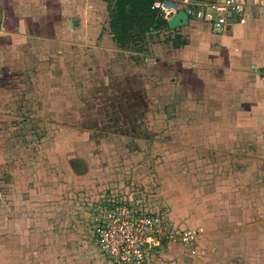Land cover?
<instances>
[{"label":"crops","instance_id":"obj_1","mask_svg":"<svg viewBox=\"0 0 264 264\" xmlns=\"http://www.w3.org/2000/svg\"><path fill=\"white\" fill-rule=\"evenodd\" d=\"M110 1L0 0V130L11 116L18 117L13 108H3L11 101L8 87L24 83L35 90L29 108L47 110L52 117L37 122L58 133L20 156L12 151L19 143H0V163L7 165L6 179L12 181L7 189L16 199L14 219H0V232H6L0 236V264H102L85 205L103 197L134 198L109 172L116 161L108 153L83 159L85 169L76 171L68 154L79 148L83 157L92 126L55 119L71 113L73 68L85 78L100 70L111 75L108 87L118 85L120 76L113 79L112 73L123 48L109 30ZM241 1L244 10L229 13L224 31L190 16L186 25L147 34L144 50L132 53L142 52L145 63L156 64L160 78L151 79L152 72L132 75L133 93L116 96L127 101L123 116L131 115L136 125L148 121L143 137L175 145L177 162H165L160 170L163 200L177 225L200 231L188 245L166 243L149 264H264V0ZM57 67H64L63 79ZM62 88L65 95L57 96ZM45 99L47 109L40 101ZM136 99L141 106L129 109ZM149 116L158 117L159 130L169 134L156 139ZM135 124L131 129L138 131ZM148 196L142 203L159 205L160 200L147 203Z\"/></svg>","mask_w":264,"mask_h":264},{"label":"rangeland","instance_id":"obj_2","mask_svg":"<svg viewBox=\"0 0 264 264\" xmlns=\"http://www.w3.org/2000/svg\"><path fill=\"white\" fill-rule=\"evenodd\" d=\"M153 41L154 38L151 37L150 40ZM134 49H122L118 52V57L121 58V64L118 66L119 68L116 70L115 73H112L113 79L118 76L119 82L118 85L109 84L108 87V79H111V75H102L101 71L99 70L98 73L90 72L88 73V77H83L79 73V70L72 69L70 73V79L72 80V87H71V113L67 116H57L55 117L56 123H68V124H84V126H92L91 131L88 130L87 133V143H85L88 147L85 150V153L82 154V158L80 159L79 156V148L73 149V153L71 155L73 164L75 165L73 168L77 171L84 170L85 166L83 164V159H92L94 156L101 155H108L114 157L115 164L109 165V172L114 174V177L119 176L121 181L125 187L123 190L132 192L134 198L137 201H141L143 196H148L149 200L152 202H158L159 200L165 199L164 195L165 192H162L161 181L159 179L161 166L165 164V162L172 161L177 162L178 157L177 150L175 149V145H171V148L165 146L163 143L156 142V140L148 141L146 136L148 135V131L146 130V124L148 121L141 122V124L136 125L132 121L131 115L123 116L122 113L127 111V101H124V95L128 96V94L133 93L134 88H129L128 79L132 75H136L137 78L146 76L147 73L152 72V78H160L158 75L159 72L155 69L154 63L148 62L149 64L145 63L142 52L140 53H132ZM136 59V63L133 62V59ZM135 63V68L132 64ZM148 67H150L148 69ZM103 69V68H102ZM104 69L106 67L104 66ZM135 69V70H134ZM63 68L57 67V72L60 73L58 78L63 79ZM146 71V72H145ZM145 72V73H144ZM101 75V78L98 76ZM136 76L134 78H136ZM99 79L100 83L95 86V84H91L92 79ZM59 79V80H61ZM67 79V77H66ZM81 79H85L81 84L79 81ZM103 79V80H102ZM107 79V82H106ZM7 81V80H6ZM87 81V84H85ZM118 81V80H117ZM116 81V82H117ZM121 81V82H120ZM157 81L156 86H159V79ZM62 82L57 83L60 87L62 86ZM42 84H40V93L43 92L41 95L46 94V91L42 90ZM24 83H18L10 85L8 88L10 89L7 91L8 96L10 95L11 101L6 100L4 107L8 109L13 108V110L18 113V117L11 116L8 122L2 126L5 131H3L6 135V138L2 137L1 134L4 136L2 131L0 132V143L1 141L7 142L9 145L14 144L15 142L21 145L16 146V148H12V151L18 155H22L26 149L31 152L36 151L35 145L42 148L43 142L53 139V133L51 128H47L46 124L43 122H37V120L45 121L48 117L52 120L51 115H47V110H40L39 115H37V110L30 109L32 104L31 95L35 94V91L31 84L23 86ZM119 88V89H118ZM109 89V90H108ZM128 89H131L130 91ZM58 92L56 95L62 96L65 95L63 88L57 89ZM119 90V92H118ZM31 94V95H30ZM39 94V93H38ZM68 92H66V95ZM40 95V94H39ZM174 95V94H173ZM116 96L124 97L123 100L116 99ZM6 97V96H5ZM19 97V98H18ZM23 97V98H20ZM108 97V98H106ZM13 98V99H12ZM6 99V98H4ZM25 100V101H24ZM41 103L43 102L45 109L48 107V100H40ZM38 101V102H40ZM59 104L62 105V100ZM45 102V103H44ZM133 103L131 107L141 106L139 99L131 102ZM172 105H171V104ZM174 101L169 100L168 105L173 106ZM13 104V105H11ZM36 103H34L35 105ZM68 104V102H66ZM41 106V104H39ZM11 106V107H10ZM166 106V105H164ZM10 107V108H9ZM122 111H119V110ZM6 110V109H5ZM125 110V111H123ZM156 112L159 111V104L155 109ZM28 113V115L24 113ZM121 113V115L118 114ZM5 113V111H4ZM38 118V119H37ZM153 119L152 126L155 128L156 131V139L159 138L161 133L169 134V132H162L159 130L160 123L157 122L158 117H150ZM155 119V120H154ZM2 123V121L0 122ZM133 124L137 127V130L131 129ZM51 125V124H50ZM141 125V126H140ZM140 126V128L138 127ZM1 128V127H0ZM57 130H61L59 125L55 126ZM142 128V130H141ZM130 132H128V130ZM59 130V131H60ZM58 135V133H56ZM155 139V136H154ZM44 140V141H43ZM35 145H34V144ZM29 144V148H27ZM34 145V146H32ZM77 146H80L77 144ZM23 147V148H22ZM20 149V150H19ZM104 149V151H103ZM26 150V151H28ZM43 150V149H42ZM25 151V152H26ZM41 151V150H40ZM170 152V153H169ZM199 154L203 153L204 156H209L210 152L208 153L207 150L200 151L198 150ZM13 153V154H14ZM42 151L39 154L41 155ZM45 153V151H44ZM35 153V155H38ZM181 155H184L183 152H180ZM43 155V154H42ZM67 155V156H68ZM191 153L188 154V156ZM195 155V154H192ZM215 155V154H214ZM79 157V158H77ZM111 158V157H110ZM186 158V157H184ZM74 159V160H73ZM80 159V160H78ZM182 160V159H181ZM22 163V160H20ZM5 164L0 163V219L6 221L5 216L9 215V218L14 219V211L16 208V199L14 198V194H11L9 186L12 181L7 180L8 174L5 173L7 167ZM73 166V165H72ZM112 166V167H111ZM109 174V173H108ZM108 176V175H107ZM111 176V174H110ZM10 183L9 186L6 183ZM120 187L119 185H117ZM125 192V190H124ZM126 193V192H125ZM151 195V196H150ZM158 195V196H157ZM157 196V197H156ZM156 197V198H155ZM121 199V198H120ZM127 199V198H126ZM140 199V200H139ZM150 205V204H149ZM91 219H92V213ZM13 215V216H12ZM1 223V221H0ZM5 229V228H4ZM5 235L6 232L1 233L0 236ZM39 246H42L41 244ZM40 248V247H39ZM41 250H43L41 248ZM103 258L102 264H112L108 259H106L103 254L100 252L99 259Z\"/></svg>","mask_w":264,"mask_h":264},{"label":"built area","instance_id":"obj_3","mask_svg":"<svg viewBox=\"0 0 264 264\" xmlns=\"http://www.w3.org/2000/svg\"><path fill=\"white\" fill-rule=\"evenodd\" d=\"M152 8L167 20L184 9L189 17L205 18L221 32L228 26L229 13L239 14L244 5L241 0H154ZM135 200L103 197L91 207L96 243L110 263L149 264L151 255L166 243L188 245L199 237L198 228L175 223L165 200L152 208Z\"/></svg>","mask_w":264,"mask_h":264},{"label":"trees","instance_id":"obj_4","mask_svg":"<svg viewBox=\"0 0 264 264\" xmlns=\"http://www.w3.org/2000/svg\"><path fill=\"white\" fill-rule=\"evenodd\" d=\"M154 0H111L109 30L119 47L143 51L147 34L160 33L168 27ZM126 199V198H124Z\"/></svg>","mask_w":264,"mask_h":264},{"label":"water","instance_id":"obj_5","mask_svg":"<svg viewBox=\"0 0 264 264\" xmlns=\"http://www.w3.org/2000/svg\"><path fill=\"white\" fill-rule=\"evenodd\" d=\"M189 19L190 17L188 12L184 9H180L168 19V27L170 29H175L177 27L186 25L189 23Z\"/></svg>","mask_w":264,"mask_h":264},{"label":"flooded vegetation","instance_id":"obj_6","mask_svg":"<svg viewBox=\"0 0 264 264\" xmlns=\"http://www.w3.org/2000/svg\"><path fill=\"white\" fill-rule=\"evenodd\" d=\"M127 199H129V198H127ZM97 200H91L90 201V203H88V204H86L85 205V207H86V211L87 212H91V207H92V205L96 202ZM133 202H134V200H133ZM135 203H139V204H143L141 201H137V200H135ZM92 224V223H91ZM92 229H93V227H92ZM94 232V231H93ZM95 235V234H94Z\"/></svg>","mask_w":264,"mask_h":264}]
</instances>
